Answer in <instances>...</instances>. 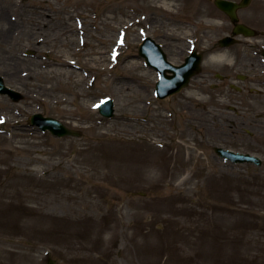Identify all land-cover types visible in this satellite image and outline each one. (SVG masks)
<instances>
[{
  "label": "rangeland",
  "instance_id": "obj_1",
  "mask_svg": "<svg viewBox=\"0 0 264 264\" xmlns=\"http://www.w3.org/2000/svg\"><path fill=\"white\" fill-rule=\"evenodd\" d=\"M214 1L0 0V18L16 24L8 43L0 36V76L22 96L0 95V264H264V85L253 83L264 82L263 58L253 37L219 46L233 26ZM164 2L177 14L159 12ZM240 17L264 30V0ZM147 37L177 66L193 39L205 58L221 48L232 64L160 100L139 54ZM129 61L142 70L125 71ZM105 99L113 118L100 114ZM35 114L79 137L41 131ZM161 141L164 155L150 159Z\"/></svg>",
  "mask_w": 264,
  "mask_h": 264
},
{
  "label": "water",
  "instance_id": "obj_2",
  "mask_svg": "<svg viewBox=\"0 0 264 264\" xmlns=\"http://www.w3.org/2000/svg\"><path fill=\"white\" fill-rule=\"evenodd\" d=\"M250 0H245L242 4L238 5L234 2L226 0H216V5L219 9L227 13L233 22H237L236 11L239 8L247 7ZM236 34L244 33L245 35H252V32L242 25H238ZM227 40V39H226ZM140 55L145 57L149 65L155 67L161 74V80L157 84V94L160 99H165L169 96L179 93L182 89L188 86L190 79L196 74L200 68L199 64H196L195 69L192 71V55L186 59V63L180 67H175L167 61V57L162 51L161 47L157 45L152 39H147L143 46L140 48ZM168 73H172L169 75ZM0 94H7L19 101L21 95L13 90L7 88L4 84L2 77L0 76ZM101 114L105 117H113L114 109L113 102L108 100L100 106ZM32 125L39 126L43 131L50 130L53 135L57 137L65 136H79L78 133L73 132L66 128L59 121L52 118H45L41 114L32 116ZM216 153L221 157L231 160L234 163H254L256 165H262V161L250 154L234 153L229 150L217 148ZM50 264H54L50 262Z\"/></svg>",
  "mask_w": 264,
  "mask_h": 264
},
{
  "label": "bare ground",
  "instance_id": "obj_3",
  "mask_svg": "<svg viewBox=\"0 0 264 264\" xmlns=\"http://www.w3.org/2000/svg\"><path fill=\"white\" fill-rule=\"evenodd\" d=\"M173 6L174 5H172L171 3H167V2H164V3H160V4H158V6H157V10L160 12L161 10L162 11H166L167 13H175V14H177L176 12H174V11H172V8H173ZM172 11V12H171ZM2 17H3V19H2ZM1 18H0V20L3 22V21H5V23H6V25H7V27L6 26H4L5 28H0V36L2 37V34H3V31H5V40L3 41V43H8V39L10 38V39H12L13 38V36L12 37H10V30L16 25V24H14L12 21H10V20H8L6 17H5V15H3ZM5 18V19H4ZM132 25H125V29L127 28V27H131ZM78 28L79 27H77L76 29L78 30ZM75 31V29L74 28H72V27H70L68 24H67V27L66 28H64L63 29V33H62V35H66V36H69V34H73V32ZM80 31V30H79ZM19 34H21V35H23V31L22 30H20V33ZM30 34L28 33V36H29ZM0 37V41H1V38ZM9 37V38H8ZM72 37H73V35H71V39H69V42H72L73 40H72ZM80 40H82V38H80ZM119 40V39H118ZM118 40H116V42L118 43V44H122V43H124V41L123 42H118ZM83 42L84 43H86L87 41L86 40H83ZM35 45V44H34ZM33 45V46H34ZM115 50H114V57H116V59L122 54V52H118V50H121L117 45H115ZM226 54L227 53H221V52H215L214 54H213V56H211L210 57V63H217V64H224V65H226V64H228V63H230V61L229 62H227V56H226ZM103 57V59H105L106 57H105V55L104 56H102ZM10 61L12 62V65L13 66H18V62L20 61V60H18V59H16V58H10ZM23 63H26V61H24L23 60ZM212 63V64H213ZM66 64H67V66H69L70 68H72V69H74V65H75V63L72 61V60H66ZM95 65V64H94ZM92 65V67H91V69H93V70H97L98 69V66L97 65ZM211 65V64H210ZM112 67V66H111ZM99 70H105V68H100ZM140 70H142V65L139 63V62H137V61H129L128 62V64H127V66H126V68H125V71H127V72H129V71H140ZM141 77H144V75H140ZM127 79H129V80H131L132 81V77H129V78H127ZM82 80H85L84 78L82 79ZM82 80H80L79 81V83L82 81ZM139 87V86H138ZM137 90H139V91H141L140 89H137L136 88V91ZM156 146H157V148H158V150H155V151H153L154 153L150 156V159H158L159 157H161L162 155H164V152L166 151V150H164V147H165V144H164V142L163 141H161V142H158V143H156ZM177 155H182L183 154V150H182V147L181 148H179V150H178V153H176ZM181 162H182V165L185 163V162H183V159H181ZM180 165V164H179ZM182 165H181V167H182ZM164 175H165V173H163L162 175H161V177L159 178V181L161 180V179H163L164 178ZM171 177H170V179H173V178H175V176H176V174H171L170 175Z\"/></svg>",
  "mask_w": 264,
  "mask_h": 264
},
{
  "label": "flooded vegetation",
  "instance_id": "obj_4",
  "mask_svg": "<svg viewBox=\"0 0 264 264\" xmlns=\"http://www.w3.org/2000/svg\"><path fill=\"white\" fill-rule=\"evenodd\" d=\"M241 0H238L237 2H240ZM245 9H247V8H245ZM245 9H241V10H239V12H238V15H239V23L241 24V25H243V26H246V27H248L249 29H251L253 32V34H254V39L253 40H251L252 41V44L255 46V47H257L258 48V50H259V52H260V54H261V57L263 58V62H262V64H263V67H264V41H263V38H264V30H261V29H259V28H256V27H253V26H251L250 24H248V23H246L245 21H242L241 20V17H240V11H242V10H245ZM232 26H233V31H234V28H235V24H232ZM233 31H232V35H231V37H234V34H233ZM239 39V38H238ZM193 41H195L194 42V44H192V51H195L196 52V55L197 56H200L201 57V59H202V63H201V71H200V75H205L206 73L208 74V73H211V72H213L212 70L213 69H215L214 67H219L218 65H220V66H228V65H231L232 63L230 62V63H228V64H226V65H224V64H217V63H210V57L212 56H210L209 57V54L210 53H212V51H209V50H205V52L207 53V51H208V53H207V55H206V58H205V55L203 54V53H201L200 51H198V48H197V44L196 43H198V39H194ZM241 40L239 39V41L236 43V44H238L239 42H240ZM236 44H234V45H236ZM219 46H220V41H219ZM232 46V45H231ZM221 47V46H220ZM218 49V48H217ZM218 52H221V53H226V51H224L223 49H221V48H219V51ZM211 64V65H210ZM210 67V68H207L206 70H204L203 69V71H202V68L203 67ZM211 66H213V67H211ZM253 68V67H252ZM197 76H199V75H197ZM197 76L196 77H194L193 79H192V81L193 80H195V83L192 85L193 87H194V91L196 92V91H199L200 90V86L201 85H206L207 84V81H205V82H200L199 80H198V78H197ZM217 78H218V80H220L223 84L225 83V81H226V77H230V75H225V76H222V75H218L217 74V76H216ZM239 77V79L240 80H244V81H246L247 80V78H248V76H241V75H239L238 76ZM237 77V78H238ZM204 80V79H203ZM254 84H258V85H260V84H262V85H264V82H258V81H255V82H253ZM231 86V85H230ZM237 91H241L240 89L241 88H235Z\"/></svg>",
  "mask_w": 264,
  "mask_h": 264
},
{
  "label": "snow or ice",
  "instance_id": "obj_5",
  "mask_svg": "<svg viewBox=\"0 0 264 264\" xmlns=\"http://www.w3.org/2000/svg\"><path fill=\"white\" fill-rule=\"evenodd\" d=\"M3 121H2V119H0V123H2Z\"/></svg>",
  "mask_w": 264,
  "mask_h": 264
}]
</instances>
